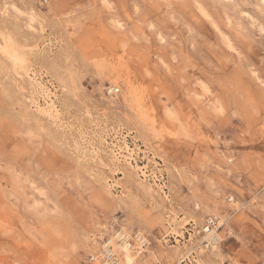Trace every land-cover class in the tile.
Instances as JSON below:
<instances>
[{
	"label": "rangeland",
	"instance_id": "374dc122",
	"mask_svg": "<svg viewBox=\"0 0 264 264\" xmlns=\"http://www.w3.org/2000/svg\"><path fill=\"white\" fill-rule=\"evenodd\" d=\"M203 207L264 264V0H0V264H103L120 224L179 264Z\"/></svg>",
	"mask_w": 264,
	"mask_h": 264
},
{
	"label": "bare ground",
	"instance_id": "6f19581e",
	"mask_svg": "<svg viewBox=\"0 0 264 264\" xmlns=\"http://www.w3.org/2000/svg\"><path fill=\"white\" fill-rule=\"evenodd\" d=\"M6 42H5V44H6ZM9 42H8V44H6V46L3 49V50H5L4 53L8 54V56H10L13 59L15 64L21 63L23 65V62L26 60L24 53L22 54L21 53L22 51H20V49H17L14 46L15 44L12 45V44H9ZM115 81L111 82L112 91L113 90H117V91L119 90L118 82H115ZM112 151L114 153L115 158H117V160L118 159L120 160V156H121L120 154H122L125 161H127L129 164H131V162H132L131 160L133 159L134 155L131 152L130 146L128 145V143H126V140L123 141V145L115 144L112 148ZM143 173L145 174L144 170H143ZM196 207L198 209H200L202 206L200 204L196 203ZM217 208L214 207V208H211L209 210H206L207 208H204L202 213L206 212L208 214H212V215H216V216L219 215L221 217V225L224 226L226 223V219H224V215H220V212ZM131 209L133 211H136L134 208H131ZM194 221H196L195 218H194ZM200 232H201V228H200V231H196V235L198 233L200 234ZM220 236L221 235L219 234V237ZM130 238H131V234L126 231V226H123L120 224V226L118 227L117 230H115V226L110 228V238H108V239H110L109 241L113 245V252L116 255V260L115 261L114 260H106V261L103 260L104 261L103 264H122V263H124V264H135L136 256L138 254H142L143 252H145L147 250V249H145V246H144V242L147 241V238H145V237L138 238L137 239L138 242L135 245H134L135 242L134 243L130 242ZM221 239L222 238L220 237L219 242L217 244H215L209 250H206V249L199 250L200 247L204 248L203 246H201V244H199L198 246L195 245L192 247H189L187 245L183 251L181 249H178L176 252V257L179 260V264L185 260H189L190 262L195 261L197 264H222L223 253H222V250L220 247ZM189 240H190V242H193L194 234L191 235V238ZM86 242H87L89 249H92L95 252V254L98 255V257L103 255V250H104V247L106 245L105 242H104V244L100 243L97 238H87ZM199 243H200V240H199ZM147 246L149 247L150 243H148ZM117 251L122 254L121 261H119V259L117 260V256H118ZM193 253H195V254H193ZM157 260H158V258H157Z\"/></svg>",
	"mask_w": 264,
	"mask_h": 264
},
{
	"label": "built area",
	"instance_id": "2783aa9c",
	"mask_svg": "<svg viewBox=\"0 0 264 264\" xmlns=\"http://www.w3.org/2000/svg\"><path fill=\"white\" fill-rule=\"evenodd\" d=\"M223 225H221V217L208 214L203 221L201 232L199 234L200 236V244L204 247V249L209 250L211 249L215 244H217L220 240L219 234L222 232ZM131 238L130 242L134 243L138 238L145 237L147 238L144 233H142L139 230H135L133 232H130ZM136 239V240H135ZM110 239L106 238V245L103 250V256L106 258V260H116V255L113 252V245L109 241ZM148 245V238L147 241L144 242V246ZM97 259L96 256L91 255L90 261L92 263H95V260Z\"/></svg>",
	"mask_w": 264,
	"mask_h": 264
}]
</instances>
